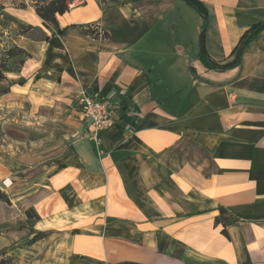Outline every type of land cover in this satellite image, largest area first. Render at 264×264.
Returning <instances> with one entry per match:
<instances>
[{"label": "crops", "instance_id": "obj_1", "mask_svg": "<svg viewBox=\"0 0 264 264\" xmlns=\"http://www.w3.org/2000/svg\"><path fill=\"white\" fill-rule=\"evenodd\" d=\"M13 1L24 0H0ZM199 1L207 54L232 61L264 0ZM5 11L51 39L15 38L31 57L2 95L76 102L81 123L64 149L10 166L0 250L18 264H264V31L218 70L201 60L204 20L184 0H76L56 36L32 8ZM89 25L109 37L84 35ZM81 93L111 103L99 141ZM221 208L237 219L228 237ZM31 229L46 237L30 244Z\"/></svg>", "mask_w": 264, "mask_h": 264}, {"label": "rangeland", "instance_id": "obj_2", "mask_svg": "<svg viewBox=\"0 0 264 264\" xmlns=\"http://www.w3.org/2000/svg\"><path fill=\"white\" fill-rule=\"evenodd\" d=\"M22 2L29 3V0L0 2V5H4L8 10ZM4 14L11 15L8 11H4ZM39 35L41 34L38 31L34 33L36 37ZM7 85L0 84V188L9 197L10 192H7L4 181L11 176L10 166H15V163L23 158H30V163H33L34 158L41 160L64 149L76 139L77 127L81 121L77 113L73 112L74 109L77 110L76 102L47 103L38 107L31 103L28 96L12 98L2 95ZM0 203L6 208L12 206V203ZM3 214L0 208V216ZM3 250L6 251V257L13 259L11 264H18L17 260L9 255L8 248L0 251ZM22 250L24 254L25 249Z\"/></svg>", "mask_w": 264, "mask_h": 264}, {"label": "trees", "instance_id": "obj_3", "mask_svg": "<svg viewBox=\"0 0 264 264\" xmlns=\"http://www.w3.org/2000/svg\"><path fill=\"white\" fill-rule=\"evenodd\" d=\"M76 0H29V3L22 2L15 6L19 10H28L32 8L35 14L41 19L44 28L51 30L53 35H60L64 31L60 28L58 17L65 15L70 11L71 6ZM195 11L201 15L204 20L203 24V41L209 25V13L207 8L199 0H184ZM6 7L0 5V82L6 81L9 74H18L22 71L26 61L31 55L23 48L18 46L15 42V38L19 36L30 37L38 41H49L51 37L47 35L34 36L37 32V28L33 25H25L15 21L9 15H5ZM82 33L86 36H92L95 38H108V33H100L98 27L95 25H89L81 29ZM264 31V22L255 24L251 30H249L241 39L239 45L232 53L234 59L226 63L214 62L207 54L205 47L203 48V54H201V60L203 64L210 69L227 70L230 68L238 67L241 64L242 57L248 50L255 38ZM0 202L7 205H11L8 195L0 189ZM26 216L29 223H35L39 217L31 210L26 211ZM237 223V219L225 208L220 209V215L215 218V225L223 226L222 233L228 237L227 228ZM30 233L34 235L29 241L30 244H34L46 237V233L36 232L33 229ZM0 264H11L13 259L6 257V251H0Z\"/></svg>", "mask_w": 264, "mask_h": 264}, {"label": "built area", "instance_id": "obj_4", "mask_svg": "<svg viewBox=\"0 0 264 264\" xmlns=\"http://www.w3.org/2000/svg\"><path fill=\"white\" fill-rule=\"evenodd\" d=\"M78 103L81 107L80 116L84 121L90 123V133L97 141H99V134L102 131L115 126L110 101L96 99L86 93H81Z\"/></svg>", "mask_w": 264, "mask_h": 264}, {"label": "water", "instance_id": "obj_5", "mask_svg": "<svg viewBox=\"0 0 264 264\" xmlns=\"http://www.w3.org/2000/svg\"><path fill=\"white\" fill-rule=\"evenodd\" d=\"M204 41H203V32L201 34V54H203Z\"/></svg>", "mask_w": 264, "mask_h": 264}]
</instances>
